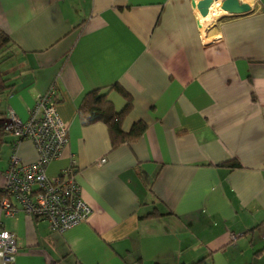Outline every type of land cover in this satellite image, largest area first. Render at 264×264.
Instances as JSON below:
<instances>
[{"label": "crops", "instance_id": "obj_1", "mask_svg": "<svg viewBox=\"0 0 264 264\" xmlns=\"http://www.w3.org/2000/svg\"><path fill=\"white\" fill-rule=\"evenodd\" d=\"M199 1L0 0V30L15 44L1 64L12 87L0 123L12 111L27 121L57 85L69 143L47 174L75 160L92 209L64 233L24 212L3 218L12 264H264V0L209 21ZM115 84L133 99L123 130L147 129L113 149L107 125H84L78 109ZM109 99L124 109L118 92ZM14 142H0V186ZM17 154L39 158L31 140Z\"/></svg>", "mask_w": 264, "mask_h": 264}, {"label": "built area", "instance_id": "obj_2", "mask_svg": "<svg viewBox=\"0 0 264 264\" xmlns=\"http://www.w3.org/2000/svg\"><path fill=\"white\" fill-rule=\"evenodd\" d=\"M58 93L54 84L38 96L27 121L12 111L5 127L15 137L4 184L0 186V193L5 194L0 198V259L6 264L15 263L18 245L15 234L3 227V218H15L24 212L46 220L53 231L64 233L86 222L92 214L77 180L75 160L56 178L47 174L49 165L61 157L69 143L68 128L57 110ZM24 140L35 144L39 155L36 162H21L17 150Z\"/></svg>", "mask_w": 264, "mask_h": 264}, {"label": "trees", "instance_id": "obj_3", "mask_svg": "<svg viewBox=\"0 0 264 264\" xmlns=\"http://www.w3.org/2000/svg\"><path fill=\"white\" fill-rule=\"evenodd\" d=\"M13 40L2 30H0V97L7 93L12 86L8 84V79L5 78L1 64L10 58V49L14 46ZM118 92L126 101V105L121 112H116L112 101L109 99V92ZM133 107V99L120 85L115 84L109 89L95 90L88 93L78 109L80 120L84 125L95 123H105L108 127L112 148H117L123 143L133 142L139 139L147 129V124L144 121L136 122L130 131L123 130V122ZM0 117L2 115L0 114ZM6 124L0 123V142L9 134L6 129ZM230 169L241 168V165L236 160L226 162ZM5 197V194L0 193V198ZM152 216H158V213H152Z\"/></svg>", "mask_w": 264, "mask_h": 264}, {"label": "water", "instance_id": "obj_4", "mask_svg": "<svg viewBox=\"0 0 264 264\" xmlns=\"http://www.w3.org/2000/svg\"><path fill=\"white\" fill-rule=\"evenodd\" d=\"M218 1H221L220 9L224 10L229 15H243L251 11L250 5L240 2V0H201L194 5L199 16L205 18L209 14L210 7Z\"/></svg>", "mask_w": 264, "mask_h": 264}, {"label": "bare ground", "instance_id": "obj_5", "mask_svg": "<svg viewBox=\"0 0 264 264\" xmlns=\"http://www.w3.org/2000/svg\"><path fill=\"white\" fill-rule=\"evenodd\" d=\"M221 1L215 2L209 9V14L207 17L203 18L204 21H209L216 17L222 15L225 11L220 9ZM227 13V12H226ZM228 14V13H227ZM205 26V25H204Z\"/></svg>", "mask_w": 264, "mask_h": 264}, {"label": "rangeland", "instance_id": "obj_6", "mask_svg": "<svg viewBox=\"0 0 264 264\" xmlns=\"http://www.w3.org/2000/svg\"><path fill=\"white\" fill-rule=\"evenodd\" d=\"M216 18H217V17H216ZM214 19H215V18H214ZM217 21H218V19L215 20V22H217ZM215 22H214V21L207 22V23H206L207 26H206V28H205V31H206L207 28L209 29L210 26H212ZM3 63H4V62H3ZM3 63H2V64H3ZM5 137H7V136H5Z\"/></svg>", "mask_w": 264, "mask_h": 264}]
</instances>
